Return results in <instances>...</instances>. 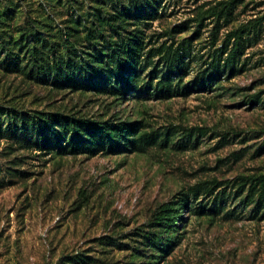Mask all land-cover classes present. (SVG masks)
I'll use <instances>...</instances> for the list:
<instances>
[{"label":"rangeland","instance_id":"374dc122","mask_svg":"<svg viewBox=\"0 0 264 264\" xmlns=\"http://www.w3.org/2000/svg\"><path fill=\"white\" fill-rule=\"evenodd\" d=\"M115 1L0 0V15L10 12L0 18V122L12 113H58L137 127L133 148L94 155L0 139V264H264V219L245 198L249 185L240 187L264 175V153H256L264 145V0H245L220 23L221 37L250 27V42L242 71L212 93L186 84L203 68L197 54L214 26L206 20L197 39V13L221 0H154L152 20L134 26L128 18L124 34L138 28L146 50L191 40L196 58L171 98L37 80L27 50L35 45L57 59L73 50L90 60L84 52L103 43L87 30L131 0ZM199 186L215 189L194 200ZM185 195L189 204L172 227L151 228L163 204ZM150 232L153 245L144 238Z\"/></svg>","mask_w":264,"mask_h":264},{"label":"trees","instance_id":"16d2710c","mask_svg":"<svg viewBox=\"0 0 264 264\" xmlns=\"http://www.w3.org/2000/svg\"><path fill=\"white\" fill-rule=\"evenodd\" d=\"M244 1L221 0L207 10L197 13V39L200 37L199 29L204 27L206 20H212L214 26L209 32L208 46L202 48V50L207 49L205 54H197V63L203 68L200 66L194 78L186 84L190 90L198 93H212L221 86L223 81H228L242 71L241 56L245 52L246 42H250V38H247L250 27L241 25L226 32L223 37L220 36V30L223 24H228L234 19L237 7ZM109 2L115 4L116 1L109 0ZM154 6V0H131L128 7L115 9V15L101 18L102 25L98 26L99 29L87 30L86 38L93 35L91 40L98 37L103 43L98 49L94 48L92 51L91 48L92 53L84 52L90 60L79 56L73 50L70 52L65 50V57L57 59L51 54H44L41 48L33 45L27 51L30 59L39 64L34 70L36 79H40L42 83L50 79L54 83L56 81L57 83L72 82L81 89H90V86L97 89L104 87L112 95L144 90L145 94L156 98L173 97L176 95L177 84L182 83L187 75L188 67L196 58L191 55V40L183 39L174 50L170 47L146 50L148 44L144 42L143 34L138 28L129 34H124L126 26H129L127 23L129 17L136 21L130 24L134 26L146 20H152L155 17ZM9 14V11L5 15L1 14L0 18L8 19ZM189 27L185 26V28ZM102 31L107 33L103 35ZM106 37H115L116 40H107ZM2 38L6 46L7 42L3 36ZM40 47L45 48L46 45L42 44ZM157 56L161 61L160 66L159 62H153V58ZM256 104L257 100L254 98L250 105ZM5 116L7 120L0 122V139L12 141L24 148L57 150L60 154L71 152L94 155L100 152H116L124 146L132 148L135 146L134 137L137 135L135 123L107 124L58 113L36 115L12 113ZM260 152L264 153V145L257 148L256 153ZM246 185L249 186L245 198L255 203V210L261 211V217L264 219V175L247 178L240 187L244 188ZM211 188L197 187L194 200L202 192L213 193L215 188ZM191 191L193 194V189ZM189 201L188 196L185 195L163 204L153 215L151 228L164 230L172 227L180 210L187 207ZM144 238L150 245L158 240V236L151 232L144 235Z\"/></svg>","mask_w":264,"mask_h":264}]
</instances>
